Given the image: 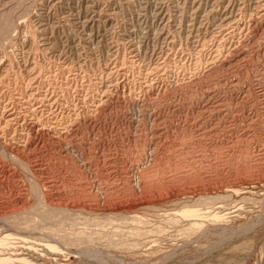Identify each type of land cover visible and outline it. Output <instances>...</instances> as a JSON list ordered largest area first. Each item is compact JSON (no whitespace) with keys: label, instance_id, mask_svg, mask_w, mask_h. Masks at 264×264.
Masks as SVG:
<instances>
[{"label":"rangeland","instance_id":"rangeland-1","mask_svg":"<svg viewBox=\"0 0 264 264\" xmlns=\"http://www.w3.org/2000/svg\"><path fill=\"white\" fill-rule=\"evenodd\" d=\"M0 264H264V0H0Z\"/></svg>","mask_w":264,"mask_h":264}]
</instances>
